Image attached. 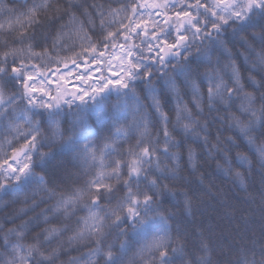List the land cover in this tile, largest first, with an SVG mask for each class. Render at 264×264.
I'll use <instances>...</instances> for the list:
<instances>
[{"label": "snow or ice", "instance_id": "1", "mask_svg": "<svg viewBox=\"0 0 264 264\" xmlns=\"http://www.w3.org/2000/svg\"><path fill=\"white\" fill-rule=\"evenodd\" d=\"M10 204L0 264H264V0H0Z\"/></svg>", "mask_w": 264, "mask_h": 264}, {"label": "trees", "instance_id": "2", "mask_svg": "<svg viewBox=\"0 0 264 264\" xmlns=\"http://www.w3.org/2000/svg\"><path fill=\"white\" fill-rule=\"evenodd\" d=\"M91 2V0H89ZM243 51L242 49H240ZM211 171V170H209ZM262 177L260 174L259 169H255L252 173V175L249 177V183L251 185V191L256 192L260 186H261ZM213 183L219 187L223 194H225L227 197H231V203L238 207L242 208L245 207V205L242 203V201L245 199L243 193L240 192V190L233 184L224 181L222 177H218L214 174L213 176ZM10 197H4V202L9 201ZM23 207L22 204H10L9 207L4 209L3 212H0V218H3V216L11 215L15 211H17L19 208ZM39 211V209H37ZM227 209L222 205L219 201H208L206 204L202 205L200 209L197 212V216H203L205 220L215 218L219 220L221 217L224 216ZM29 215H32V213H29Z\"/></svg>", "mask_w": 264, "mask_h": 264}]
</instances>
